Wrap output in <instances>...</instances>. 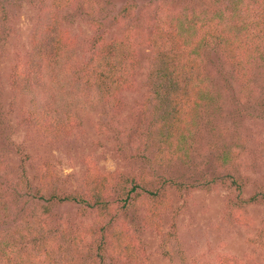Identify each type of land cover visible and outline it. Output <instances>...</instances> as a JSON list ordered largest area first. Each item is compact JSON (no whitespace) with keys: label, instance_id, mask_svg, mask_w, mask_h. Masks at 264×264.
Listing matches in <instances>:
<instances>
[{"label":"trees","instance_id":"16d2710c","mask_svg":"<svg viewBox=\"0 0 264 264\" xmlns=\"http://www.w3.org/2000/svg\"><path fill=\"white\" fill-rule=\"evenodd\" d=\"M112 1L0 0V49L17 32V9L29 3L37 10L30 47L17 51L10 75L12 90L22 92L24 81L22 90L30 98L20 123L38 128L52 144L63 147L84 129L90 112L102 111L109 120L112 113L137 108L142 118L128 150L150 165L123 173L89 169L72 189L51 162L44 169L36 167L33 177L22 164L10 184L13 196L0 197V264H148L145 245L133 235L126 217L130 214H138L143 227L160 235L157 253L169 264H246L231 254H191L182 246L175 222L166 230L164 218L177 211L172 191L210 190L219 184L232 189L224 212L230 222L250 225L249 206L264 204V183L245 196L249 180L235 170L242 165L243 150L253 146L256 159L257 152L264 153L260 131H241L234 145L217 156L225 172L192 178L178 170L182 163L191 164L203 127L215 125L220 117L221 94L207 68L211 54L224 60L226 81L233 89L240 81L244 89L250 87L245 77L264 70L263 0L255 7L250 0H227L202 9L163 0L162 11L145 26L134 22L122 35L107 38L112 20H120L119 15L135 18L138 7L127 0L119 17H112L106 11ZM68 17L84 19L92 34L80 40L66 24ZM143 44L153 60L147 92L137 105L124 92L138 90ZM257 105V118L264 121V98ZM2 167L0 159V175H5ZM67 204L78 207L80 220L58 211Z\"/></svg>","mask_w":264,"mask_h":264},{"label":"rangeland","instance_id":"374dc122","mask_svg":"<svg viewBox=\"0 0 264 264\" xmlns=\"http://www.w3.org/2000/svg\"><path fill=\"white\" fill-rule=\"evenodd\" d=\"M127 0H113L107 5V12L112 17L118 12ZM138 2L135 18L119 15L118 21H113L106 37L122 35L131 23L146 25L148 18H153L162 11L163 0H134ZM183 7L191 3L198 9L221 5L227 0H175ZM255 7L258 1L250 0ZM264 3V0L261 1ZM191 7V5H189ZM212 7V6H210ZM37 10L29 3H24L17 9L14 17V26L17 32L8 39L5 47L0 49V159L3 162L5 175H0V197L13 196L12 179L15 180L24 164L30 176H37L36 167L46 168L51 162L64 179L70 182V188L75 189L84 174L89 169H99L102 172L123 173L138 172L143 166L148 169L150 165L143 160L132 157L128 148L133 143L131 134L139 127L142 118L137 108H126L121 114L105 120L102 111L90 112L84 123V129L76 132V137L69 144L59 147L51 139L40 132L38 128H28L22 125L24 115L29 105V96L22 89L19 94L12 90L11 72L17 51L25 52L30 47V38ZM67 25L80 40H86L93 30L84 19L75 21L68 17ZM111 22V21H110ZM87 48V45H85ZM88 55V53L86 54ZM141 66L138 77L139 87L136 91L124 92L125 97L132 104H140L147 92L146 77L152 67L151 50L143 44L140 47ZM224 60L218 55L211 54L208 58V71L215 77L221 102L220 117L216 124L204 126L191 154V164L178 165V170L192 178H201L202 174L212 175L215 172H225L216 161L217 156L224 150L234 145L238 133L245 131L251 135L260 131L264 136V121L257 118L261 106L257 102L264 98V70L256 74L247 75L246 84L250 87L243 88L240 81L239 87L233 89L226 81V66ZM247 73H250V68ZM26 90V89H25ZM263 108V106H262ZM242 124V126H241ZM262 129V130H261ZM78 137V139H77ZM131 139V140H130ZM130 140V142H129ZM257 139L255 142L262 145ZM132 141V143H131ZM250 150H243L240 154L242 165L235 167L244 177L248 178L245 196H249L255 189L264 183V153L257 152V159ZM27 154L31 158H27ZM37 158V161H36ZM27 159V160H26ZM25 161V163H23ZM146 163V164H145ZM36 164V165H35ZM155 164V163H152ZM2 167V168H3ZM234 169V168H232ZM223 170V171H222ZM174 172V171H173ZM190 178V180H192ZM232 189L224 184H219L213 189L198 187L189 191H172L177 211H170L164 218V228L169 230L175 222L179 231V240L182 246L193 255H206L214 257L218 254H231L241 258L246 264H264V204H252L248 208L251 218L250 225L239 224L234 219L232 222L225 218V209L228 208L227 198ZM58 211L66 212L70 220L77 221L81 215L77 206L73 204L62 205ZM133 235L142 242L150 258L148 264H169L163 254L157 253L160 235L147 229L139 223L140 216L130 214L126 216ZM87 220H91L89 216ZM2 227V226H1Z\"/></svg>","mask_w":264,"mask_h":264}]
</instances>
